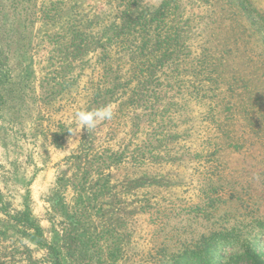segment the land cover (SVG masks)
<instances>
[{"label":"rangeland","instance_id":"1","mask_svg":"<svg viewBox=\"0 0 264 264\" xmlns=\"http://www.w3.org/2000/svg\"><path fill=\"white\" fill-rule=\"evenodd\" d=\"M256 215L264 0H0V264H235Z\"/></svg>","mask_w":264,"mask_h":264},{"label":"trees","instance_id":"2","mask_svg":"<svg viewBox=\"0 0 264 264\" xmlns=\"http://www.w3.org/2000/svg\"><path fill=\"white\" fill-rule=\"evenodd\" d=\"M246 219H241V227L238 229L228 228L222 229L223 230V244L222 248L226 249H238L237 254H230L228 255V259L235 258L236 263L243 262L244 264H264V250H260L257 246H254L249 240L251 238H247V236L242 237L240 232L242 229H246V235H249L251 232L254 231V235L256 239H263L264 238V217L259 216H251L247 221ZM217 235H221L218 233ZM255 239V237H253ZM193 258L195 260L194 264H197V261L200 260V256L197 253L193 254ZM235 263V264H236Z\"/></svg>","mask_w":264,"mask_h":264},{"label":"clouds","instance_id":"3","mask_svg":"<svg viewBox=\"0 0 264 264\" xmlns=\"http://www.w3.org/2000/svg\"><path fill=\"white\" fill-rule=\"evenodd\" d=\"M114 111L112 105H105L96 109H79L74 112L73 120L76 128H69V132L78 133L81 129H95L97 125L103 121L113 119Z\"/></svg>","mask_w":264,"mask_h":264}]
</instances>
